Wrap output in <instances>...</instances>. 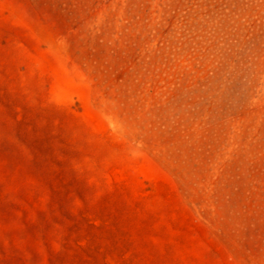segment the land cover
<instances>
[{
	"label": "rangeland",
	"instance_id": "rangeland-1",
	"mask_svg": "<svg viewBox=\"0 0 264 264\" xmlns=\"http://www.w3.org/2000/svg\"><path fill=\"white\" fill-rule=\"evenodd\" d=\"M0 264H264V0H0Z\"/></svg>",
	"mask_w": 264,
	"mask_h": 264
}]
</instances>
